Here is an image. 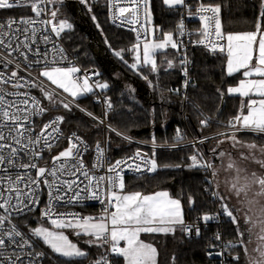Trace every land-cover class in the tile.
Here are the masks:
<instances>
[{"label":"snow or ice","instance_id":"1","mask_svg":"<svg viewBox=\"0 0 264 264\" xmlns=\"http://www.w3.org/2000/svg\"><path fill=\"white\" fill-rule=\"evenodd\" d=\"M57 2L62 3V0ZM80 2L92 12L89 0ZM161 3L171 11L182 8L189 15H198L201 28L197 31L200 39L191 43L208 46L212 52L226 51L227 74L232 76L242 72L244 77L236 86L227 89L228 95L238 94L246 98L242 100L241 111L227 122V127L232 131L217 133V144L211 149L213 158L218 156L223 160L225 156L228 157L225 170L234 174L229 181L231 187L227 192L220 190V185L216 183V166L212 159L204 158L205 154L198 146L210 137L198 138L193 142L190 146L195 151L188 159L192 161L191 167L203 168L210 173L212 179L206 178L205 183L209 187L205 190L210 191L220 204L216 216L203 214L199 219L208 222L223 215L236 228L237 239L226 244L224 251L215 254L222 256L225 252L239 248L244 255V264H264V145L243 144L237 136L241 131L264 134V24L261 23L264 21V11L260 12L256 31L225 35L222 30L221 4H206L204 0H198V7L192 13L187 0H161ZM22 4L29 7L34 16L0 21V264H35L37 258L46 255L45 252L32 250L40 241L57 257H86L88 253L73 243L65 235L64 229H72L76 236L88 237L85 243L104 249L92 264H119L114 259L116 257L122 258L124 264H158L157 247L144 242L142 233L174 234L179 228L185 234L194 230L199 236L200 228L185 224L181 200L172 198L167 191L150 195L141 192L124 194V169L134 173H155L159 167L155 153L148 158L138 149L133 156L111 163L107 160L106 149L97 141L95 162L89 167L85 161V153L89 150L86 141L75 132L65 136L62 131L61 125L65 123L66 117L57 115L47 122L43 121L42 118L53 107L63 108L66 112L79 107L78 98L92 93L94 86L89 82L88 74L82 78L76 77L75 74L81 71L79 68L54 66L55 61L48 59L49 53L36 46L38 42L47 44L51 40L49 35H38L41 32L40 25L45 26L44 31L50 27L51 33L57 38L73 27L67 19H58L57 8L47 7L54 4V0H0V10ZM105 4L113 21L139 24V28H133L137 31L138 40L130 49L134 54L133 62L124 60V53L129 51L127 49L114 50V55L152 86L142 69L149 68L152 73H157L162 67L156 60L158 52L168 48L178 52L186 45L175 39L173 32H163L156 25L152 26L151 33L161 32L162 39H147L148 25L152 23L151 0H105ZM260 7L264 9V0H261ZM45 15L47 19L43 18ZM141 16L143 23H140ZM181 17L177 32L182 36L185 28L183 13ZM92 19L96 21L97 18L93 15ZM97 27H100L99 23ZM141 31L146 34L142 45L139 42ZM213 36L216 39H212ZM225 40L226 46L223 43ZM53 51L63 54L64 49L54 44ZM179 63L184 75L189 77L187 65L190 61L186 54L179 57ZM166 64L165 71L175 67L173 60H167ZM10 65L14 66L4 71ZM34 65L41 68L35 76L31 72ZM22 72L28 74L21 75ZM91 75L97 76L99 73L92 71ZM43 78L50 83H46ZM189 86L196 87L190 77L184 83L185 88ZM95 87L106 89L109 85L98 83ZM59 90L71 99L61 96ZM34 91H38L39 96L33 94ZM217 93L221 97L225 95L220 89H217ZM104 102L110 110L111 100L106 99ZM87 115L92 116L91 113ZM107 115L106 111L105 117ZM210 123L211 118L208 117L199 120L201 129ZM38 124H42V127L37 130ZM109 130L115 131L110 125ZM182 138L183 134L177 129L176 141ZM64 140L67 141V147L51 155ZM226 143L230 144L231 149L240 150L239 157L234 158L231 151L221 150ZM177 146V143L171 145L172 148ZM45 153L50 155L51 166L47 162L45 166L39 164ZM241 162H254L259 166V171L249 175L247 169L241 167ZM105 164L108 165L106 173L98 174ZM33 170L35 176L31 174ZM42 187L48 189L49 200L40 209V216L52 227L38 226L25 232L15 222L16 217L23 218L24 214L34 213L38 209ZM233 194L242 207L232 204ZM85 198L101 200L104 214L93 217L56 211V202L67 200L68 203H78ZM188 201L190 206L195 204L192 196H189ZM215 239L221 240L219 232ZM208 254L213 255L212 252ZM231 258L240 264L239 252ZM65 264L68 262L65 261Z\"/></svg>","mask_w":264,"mask_h":264},{"label":"trees","instance_id":"2","mask_svg":"<svg viewBox=\"0 0 264 264\" xmlns=\"http://www.w3.org/2000/svg\"><path fill=\"white\" fill-rule=\"evenodd\" d=\"M92 12L80 0H54L49 5L59 10L58 19H67L73 25L71 30L63 34V41L78 62L85 68H94L99 75L100 84L107 83L108 88L102 89L111 100L112 108L107 110L106 122L120 132L146 142L161 144L177 143L176 131L180 129L183 134L181 142L192 135H205L215 133L227 128V122L241 111L242 99L226 93L229 85H234L240 78L239 73L232 76L227 74L225 68L226 52H210L203 48L190 49L192 62L191 80L196 87L189 86L184 93L182 89V75L179 63L180 53L168 48L158 52L156 60L162 65L157 73H152L149 68L142 69L143 75L148 76L152 86L141 78V75L131 70L119 57L114 55V50L127 49L124 60L133 62V53L130 51L136 41L130 31L115 27L108 22L105 0H89ZM204 3L221 4V19L223 33L256 31V24L261 11V0H206ZM152 25L160 26L163 32L173 30L178 14L171 11L161 0H151ZM31 9L25 5H18L12 9L0 10V17L31 15ZM96 16L93 21L92 16ZM99 23L100 27H97ZM264 24V21H261ZM195 26H198L197 24ZM153 35V34H152ZM154 38H161L162 33L156 32ZM107 40V43H106ZM111 45V46H109ZM173 60L175 67L167 68L166 61ZM220 89L225 95L217 93ZM179 90V91H177ZM38 92V91H36ZM39 96V92L37 93ZM184 94L187 97L183 104ZM185 97V98H186ZM79 102L99 114L100 109L93 101L91 94L79 98ZM47 103V102H45ZM219 109V112L217 111ZM246 110V109H245ZM244 110V111H245ZM64 115L66 117L62 128L65 131H76L90 145L95 146L102 138V129L95 121L72 108L66 112L63 108L53 107L49 116ZM211 118V123L201 129L200 119ZM238 139L251 141L258 144L264 143V136L258 134H238ZM223 137H220L222 139ZM217 144V139L212 138L205 142L204 149L208 159L212 157L211 149ZM229 144H224L223 151ZM107 149L112 159L136 152L138 149L147 156L155 159L159 165L155 173L124 177V191H138L151 193L157 190H167L172 197L180 199L184 210L186 223H195L203 214H210L219 204L211 199V194L205 189L207 174L202 168L191 167L192 161L188 159L193 154L191 146H179L173 149H143L133 144H128L112 133L107 132ZM179 165V167H176ZM189 196L194 197L195 204L189 205ZM43 202L34 213L17 217L23 229L38 227L37 225L51 227L40 218V209ZM88 216L99 217L98 209L85 208ZM200 235L186 237L185 233L177 231L169 234L155 236L158 248V264H218L217 259L209 252H213V237L219 229L222 230L226 241L234 242L237 239L236 228L224 216L221 226L216 222H200ZM66 235L88 255L80 258L58 257L60 264H92L98 259L103 248L85 243L86 236H76L71 229H64ZM161 240L162 243H161ZM49 250V248H47ZM236 253L237 249H232ZM173 256L175 259L173 260ZM119 264H124L123 259L116 257ZM62 262V263H61ZM228 264H236V261Z\"/></svg>","mask_w":264,"mask_h":264},{"label":"built area","instance_id":"3","mask_svg":"<svg viewBox=\"0 0 264 264\" xmlns=\"http://www.w3.org/2000/svg\"><path fill=\"white\" fill-rule=\"evenodd\" d=\"M204 1H206V0H204ZM187 3L191 6L190 11L192 13H195L196 7H198V0H187ZM47 7L49 8V5ZM176 12L178 14V18H177V22L175 23L172 32L174 33V38L175 39H177L179 41H183V44L186 45V47L182 46L180 48L179 53H180V57H183L186 54L187 55V59L190 61V63L187 65V67L189 69V77L191 78L192 62H191V59H190V49L196 48V47L197 48H203V49H206L208 51H210V49H209L208 46H205V45H199V44L191 43V41H197L198 39H200V36L198 35V31H197L198 29L201 28V24H200L198 15H189L188 12L185 9H182V8L179 9V11H176ZM181 13H183V20H184V25H185L184 35H182V36L179 35L178 32H177V25L179 24V22H180V20L182 18L181 17ZM28 16H34V13L31 14V15H25V16L0 17V21L7 20L8 18L19 19L21 17H28ZM43 18L47 19V16L45 15ZM107 18H108V22L111 25H113L115 27H118V28H121V29H124V30H127V31H130L133 34V38L136 41H138L137 40V31H134L133 28L134 27L135 28H139V24L138 25H130V24L126 23V22H122L121 20L113 21L110 18V10L108 8H107ZM143 22H144L143 21V17L141 16L140 23H143ZM196 24L198 26H195ZM39 27L41 29V32L38 33V35H49V36H51V40L47 44H45L43 42H38V44L36 46H38L41 49V51H47L49 53L48 59H49V61H55L54 66H60V67L74 66V67H77V68H79L81 70L80 72L75 74L76 77H81L82 78V77L85 76V74H88L90 76V81L89 82L94 86L93 87V92L90 93V94L93 97V101L97 105H99L100 113L97 114V113L93 112L92 109H88L87 107L83 106L79 101H77V104L79 105V107H73V108L75 110L79 111L80 113L84 114L85 116H87L92 121H95L98 125H100V127L102 129V138H101V140L99 142L101 143V146L106 149L107 160L109 162L114 163L117 160H122V159H125L127 157H131V156L134 155L135 152L123 155V156H121V157H119L117 159H112L110 157V155L108 153V149H107V132L114 134L119 139L123 140L124 142H126L128 144H133V145L138 146V147L143 148V149H145V148L146 149H173L171 147V145L174 144V143H171V144L155 143V146H154L153 142H146V141H142V140L136 139V138H134L132 136H128V135L120 132L119 130L115 129L112 126H111V128L115 129V131H110L109 130V124L106 122V119H105V112L108 109H107V105L105 104L104 101L106 99H108L107 95L102 91V89H100L98 87H95L96 84L100 83V80H99L98 76H92L91 75L92 71H95L96 73H97V71L94 68H85L78 62L77 57L70 52V50L67 48V46L65 45V43L63 41L62 37H63L64 33H62L61 36L59 38H57L55 36V34L51 33L50 27H48L47 31H44V28H45L44 25H40ZM148 29H149V25H148ZM148 34H149V32L147 33V37H148ZM145 36H146V34L143 31H141L140 32V38H141L140 41H143ZM21 38H23V37H21ZM212 39H216L215 36H213ZM223 43H224V41H223ZM54 44L56 46L64 49L63 54H60L58 52H54L53 51ZM210 52H212V51H210ZM62 56L65 57V58H62ZM32 58L35 59V57H32ZM13 66L14 65H10L9 69H4V71H6V72L9 71ZM39 69H41L40 66L34 65L32 67V69H31L32 74L35 76L36 75L35 72L37 70H39ZM27 74H28L27 72H22L21 73V75H25V76ZM181 75H182V78H183V80H182V89H183V91L185 93L186 90L188 89V87L185 88L184 87V83H185V80L188 79L189 77H186L184 75V72L182 71V69H181ZM10 87L11 86L9 85V88ZM33 94L37 95V92L34 91ZM61 96L68 98L67 96L63 95L62 93H61ZM185 97H186V95L184 94L183 100H182L183 104L185 103V100H186ZM68 99H70V98H68ZM80 109H84V111H81ZM87 113H91L92 116L87 115ZM54 117L55 116H51V117H49V118H47L45 120L43 118L42 119H43L44 122H47L48 120L53 119ZM93 117H96L98 119H93ZM34 119H40V118H34ZM100 121H103V123H100ZM39 127H42V124H38L37 130L39 129ZM61 128H62V126H61ZM62 131L65 134V136L71 135L73 132H75L84 141H86V143L89 146V150L85 153V161L88 164V166L91 167V165L95 162V158H96L95 146L90 145L89 142L86 139H84V137H82L76 131H65L63 128H62ZM230 131H232V129L227 127L225 129H223L221 131H218V132H215V133H210V134H205V135H197V136L196 135H192L190 132H188L189 139L187 141H185V142H181V143L177 142V144H178L177 147L185 146V145L190 146L198 138L199 139H203V137H210V139H212V138H216V134L217 133L230 132ZM117 133H120L121 135H118ZM255 134H257V133H255ZM258 135L264 136V134H258ZM124 137H128L129 139H125ZM210 139H208V140H210ZM208 140H205V142H207ZM205 142L203 144L198 145V146H199L201 152L205 154L204 158L208 159L207 156H206V153H205L206 151L204 149ZM64 147H67V141L66 140L62 141L60 146H58L56 148V150L51 153V155L57 154V152L62 150ZM192 149H193V152H194L195 149L193 147H192ZM147 157L151 158L149 156H147ZM24 162H28V161L25 160ZM46 162H47L48 166H51V159H50V155L48 153H45L44 159L40 160L39 164L41 166H45ZM107 166L108 165L105 164L104 169L101 170L98 174H105ZM203 171H205V170L203 169ZM31 174L33 176H35V170H33ZM145 174H150V173H148L146 171L143 172V173H134L133 171H130L128 169H124V173H123L124 177H126V176H138V175H145ZM206 174H207V179H209V180L212 179L209 172H206ZM210 194H211V199L216 201L213 198L211 192H210ZM39 195H40V198H41V200L43 202V207H42V209H43L46 206V204L48 203V200H49L48 189L42 187V190L40 191ZM101 199H103V197ZM103 207H104V205H102L101 200L87 199V198L82 199L78 203H68L67 200H65V201L56 202V204H55L56 211H58V212H61V213H63V212H74V213H79L82 216H88V213L84 211L85 208H96V209H98L99 212L103 213ZM219 207H220V204H217L215 210L213 212H211L209 215L216 216ZM223 217H224L223 215L218 216V218L215 219V220H212V222H216L219 226H221ZM40 218H41V216H40ZM15 222L23 229L21 224L17 221V217H16ZM200 222L205 223V221L199 219L195 223H186V224L196 225V226L199 227ZM46 223L51 225L47 221H46ZM23 230L25 232H28L25 229H23ZM218 232L221 234V240H219V241H217L215 239V236H216V234ZM217 233L213 237V243H214V245H213L214 250L212 252L213 256L217 259L218 264H228L229 262H233L234 260L231 257L237 254L235 251L231 250L230 252H225V254L222 255V256H217L215 254L216 252L224 251L225 245L230 242V241H226L224 239L221 229H219L217 231ZM195 235L196 234H195L194 230L191 233L185 234V236L189 237V238L194 237ZM47 248L48 247L46 245H43L42 241H40L37 244V246L34 249H32L33 251H42V252L46 253V255L43 258H37V261L35 262V264H60L58 257L55 254H53L50 249L48 250ZM103 252H104V249H103Z\"/></svg>","mask_w":264,"mask_h":264},{"label":"crops","instance_id":"4","mask_svg":"<svg viewBox=\"0 0 264 264\" xmlns=\"http://www.w3.org/2000/svg\"><path fill=\"white\" fill-rule=\"evenodd\" d=\"M165 7H167V6H165ZM243 32H250V31H240V32H228V33H243ZM225 35L227 34V33H224ZM162 38V37H161ZM161 38H159V39H157V38H154L153 37V35H152V33L150 32V30H149V34H148V37H147V39L149 40V39H151V40H153V39H155V40H160ZM140 42H143V41H140ZM224 43H225V46H226V40L224 41ZM164 51V50H163ZM226 52V51H225ZM226 55H227V53H226ZM226 61H227V56H226ZM225 68H226V62H225ZM235 74V73H234ZM239 75H240V78L238 79V81L234 84V85H229V86H227V88H226V93H227V89L229 88V87H233V86H236L237 84H238V82L241 80V79H243L244 77L242 76V72L241 73H239ZM255 78V77H254ZM230 96H238V97H240L238 94H236V95H230ZM242 100L243 99H246V98H242V97H240ZM253 98H256V97H253ZM245 114H246V110H245ZM238 134H255V133H252V132H248V131H241L240 133H238ZM237 134V135H238ZM262 136V135H261ZM243 144H250V143H255V142H251V141H244V140H241V139H239ZM256 144H258V143H256ZM258 145H264V143H262V144H258ZM228 147H230V144L228 145ZM227 146H226V148H228ZM231 149V148H230ZM226 150H228V149H224L223 151H226ZM235 151V150H234ZM236 151H237V154L235 155L236 157H239V155H240V150H238V149H236ZM245 151H246V149H245ZM232 153H233V151H232ZM216 159H214V163L216 164L217 162H218V173H217V175H218V184L220 185V190L221 191H224V192H227L228 190H226L225 189V187H224V184H223V178H221V177H223V176H221L222 175V173L224 172L225 173V175H226V170H225V168L224 169H222V164H223V166L225 165L224 164V159L223 160H221L218 156L217 157H215ZM259 158V157H258ZM241 167H245L246 169H247V172H248V174L250 175L252 172H258L259 171V166L256 164V163H254V162H249V163H247V164H245L244 162H241ZM231 173L229 172L228 173V177H229V175H230ZM229 179V178H228ZM226 181H227V178H226ZM158 191H167V190H163V189H161V190H157V191H154V192H151V193H142V194H144V195H150V194H153V193H155V192H158ZM133 192H138V191H124V194H128V193H133ZM168 192V191H167ZM171 196V195H170ZM172 197V196H171ZM172 198H174V199H177V198H175V197H172ZM231 202H232V204L233 205H235L236 207H242V205L240 204V202L238 201V199L235 197V195L233 194V196L231 197ZM99 214L100 215H103V213H101V212H99ZM148 234H152V235H154V234H156V235H159V233H148ZM142 235H143V233H142ZM238 250H239V253H240V255H241V259H240V264H244V255H243V252H242V250L241 249H239L238 248ZM76 258V257H75Z\"/></svg>","mask_w":264,"mask_h":264},{"label":"rangeland","instance_id":"5","mask_svg":"<svg viewBox=\"0 0 264 264\" xmlns=\"http://www.w3.org/2000/svg\"><path fill=\"white\" fill-rule=\"evenodd\" d=\"M152 23L149 25V30H150V32H151V29H152ZM162 39V38H161ZM150 41H151V39H149ZM157 41H159V40H157ZM141 43V45H142V42H140ZM41 69H39V70H37L35 73L36 74H38L39 72L38 71H40ZM98 73V72H97ZM43 79H45V82L46 83H50V82H47L46 81V78H43ZM51 87H55V86H51ZM63 95H65V96H67L68 98H70L69 96H68V94H65V93H63L62 92V90H59ZM88 94H90V93H88ZM87 95V94H86ZM85 96V95H84ZM81 97H83V96H81ZM81 97H79V98H81ZM78 98V99H79ZM71 99V98H70ZM235 150V151H234ZM228 151H233V154H234V158H236V154H237V151H236V149H230V147H228ZM54 155H56V154H54ZM213 161V160H212ZM214 162V161H213ZM224 166H223V164H222V169H226V167H227V164H228V157L227 156H225V158H224ZM215 164V163H214ZM218 162L215 164V166H216V170H217V173H218ZM228 173H229V171H227L226 172V175H225V173L223 172L222 173V175L221 176H223V177H221V178H223L224 180H223V184H224V187H225V189L226 190H228L230 187H231V185H230V183H229V181H231V179H232V176L234 175L233 173H231L230 175H229V177H228ZM226 178H227V181H226ZM229 178V179H228ZM216 183H218V175L216 176ZM37 226H41V225H37ZM48 227V226H47ZM52 227V226H51ZM51 227H49V228H51ZM72 230V229H71ZM72 232H73V230H72ZM74 234V233H73ZM65 235H66V233H65ZM141 239L144 241V242H146V243H152L155 247H158L160 244H156L155 243V236L154 235H152V234H148V233H143V235L141 234ZM72 241V240H71ZM162 241L163 240H161V243H162ZM73 242V241H72ZM73 243H75V242H73ZM121 246H123V242H121ZM158 249V248H157ZM73 258V257H72Z\"/></svg>","mask_w":264,"mask_h":264},{"label":"bare ground","instance_id":"6","mask_svg":"<svg viewBox=\"0 0 264 264\" xmlns=\"http://www.w3.org/2000/svg\"><path fill=\"white\" fill-rule=\"evenodd\" d=\"M39 72V71H38ZM38 93V92H37ZM37 96H38V94H37ZM77 101H79V99L77 100ZM45 117V116H44ZM49 117H51V116H49ZM62 126V125H61ZM143 141V140H142ZM62 263V262H61Z\"/></svg>","mask_w":264,"mask_h":264}]
</instances>
